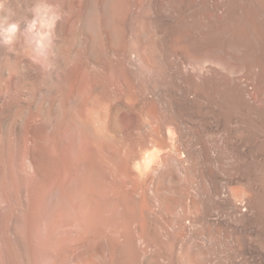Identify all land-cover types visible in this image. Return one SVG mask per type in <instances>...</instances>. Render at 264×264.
I'll return each mask as SVG.
<instances>
[{
    "label": "bare ground",
    "instance_id": "1",
    "mask_svg": "<svg viewBox=\"0 0 264 264\" xmlns=\"http://www.w3.org/2000/svg\"><path fill=\"white\" fill-rule=\"evenodd\" d=\"M0 264H264V0H0Z\"/></svg>",
    "mask_w": 264,
    "mask_h": 264
},
{
    "label": "rangeland",
    "instance_id": "2",
    "mask_svg": "<svg viewBox=\"0 0 264 264\" xmlns=\"http://www.w3.org/2000/svg\"><path fill=\"white\" fill-rule=\"evenodd\" d=\"M40 14L46 16L45 19H48V14H46L45 12L40 11ZM36 21H37V23H36V27H35V28H38V26H39L40 23H39L38 20H36ZM31 22H32V21L27 22V23L22 27L23 29H22L21 27H18V30H22L23 32H25V35H26V34H27V35L29 34V35H28V36L30 37L29 39L32 40V42H33L34 45H36V44H37V43H36V38H33V39H32V34H33L34 32H36V29L34 28V29L31 30V31L28 30V25H29ZM42 29H43V28H42ZM29 32H30V33H29ZM30 34H31V35H30ZM44 52H45V50H44L43 48H40L39 51H38L39 54L37 53L38 57H39V58H42V57L44 56V54H45Z\"/></svg>",
    "mask_w": 264,
    "mask_h": 264
},
{
    "label": "clouds",
    "instance_id": "3",
    "mask_svg": "<svg viewBox=\"0 0 264 264\" xmlns=\"http://www.w3.org/2000/svg\"><path fill=\"white\" fill-rule=\"evenodd\" d=\"M36 23L37 21L33 20L29 25H28V30L31 31L33 28L36 27ZM18 29V25L16 24H11L8 26V28L6 30H4L5 32V36H4V42L5 43H10L11 42V35L14 34Z\"/></svg>",
    "mask_w": 264,
    "mask_h": 264
}]
</instances>
